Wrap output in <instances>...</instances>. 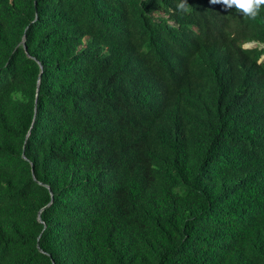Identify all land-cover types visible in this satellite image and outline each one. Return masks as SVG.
I'll return each mask as SVG.
<instances>
[{
	"label": "trees",
	"instance_id": "obj_1",
	"mask_svg": "<svg viewBox=\"0 0 264 264\" xmlns=\"http://www.w3.org/2000/svg\"><path fill=\"white\" fill-rule=\"evenodd\" d=\"M246 40L264 0H0V264H264Z\"/></svg>",
	"mask_w": 264,
	"mask_h": 264
},
{
	"label": "clouds",
	"instance_id": "obj_2",
	"mask_svg": "<svg viewBox=\"0 0 264 264\" xmlns=\"http://www.w3.org/2000/svg\"><path fill=\"white\" fill-rule=\"evenodd\" d=\"M156 14L157 13L154 12V15H156ZM163 16H166V14H163ZM167 21L170 22V23H172L171 20H167ZM245 42H248V43L253 42L254 45H252V46H244L243 43H245ZM241 46H243V47H253V46H256V47H264V43L263 42H260V41H256V40H246V41H243L241 43ZM262 59H264V51L260 54V56L258 58L259 61L262 60Z\"/></svg>",
	"mask_w": 264,
	"mask_h": 264
},
{
	"label": "rangeland",
	"instance_id": "obj_3",
	"mask_svg": "<svg viewBox=\"0 0 264 264\" xmlns=\"http://www.w3.org/2000/svg\"><path fill=\"white\" fill-rule=\"evenodd\" d=\"M243 45L244 46H252V45H254V43L253 42H251V43L245 42V43H243Z\"/></svg>",
	"mask_w": 264,
	"mask_h": 264
}]
</instances>
